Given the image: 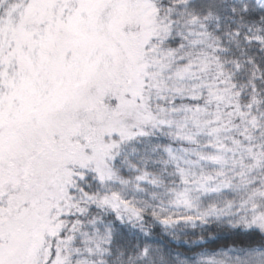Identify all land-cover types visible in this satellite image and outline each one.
<instances>
[{
  "label": "snow or ice",
  "instance_id": "obj_1",
  "mask_svg": "<svg viewBox=\"0 0 264 264\" xmlns=\"http://www.w3.org/2000/svg\"><path fill=\"white\" fill-rule=\"evenodd\" d=\"M0 264H264V0H0Z\"/></svg>",
  "mask_w": 264,
  "mask_h": 264
}]
</instances>
